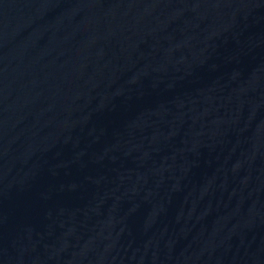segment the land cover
I'll return each mask as SVG.
<instances>
[{
    "label": "water",
    "instance_id": "95a60500",
    "mask_svg": "<svg viewBox=\"0 0 264 264\" xmlns=\"http://www.w3.org/2000/svg\"><path fill=\"white\" fill-rule=\"evenodd\" d=\"M0 264H264V0H0Z\"/></svg>",
    "mask_w": 264,
    "mask_h": 264
}]
</instances>
